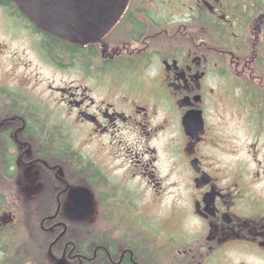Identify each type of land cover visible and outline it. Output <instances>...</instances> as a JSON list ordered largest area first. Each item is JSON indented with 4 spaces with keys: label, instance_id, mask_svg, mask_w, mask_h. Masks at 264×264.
<instances>
[{
    "label": "flooded vegetation",
    "instance_id": "1",
    "mask_svg": "<svg viewBox=\"0 0 264 264\" xmlns=\"http://www.w3.org/2000/svg\"><path fill=\"white\" fill-rule=\"evenodd\" d=\"M264 0H129L86 43L0 0V264H264Z\"/></svg>",
    "mask_w": 264,
    "mask_h": 264
},
{
    "label": "water",
    "instance_id": "2",
    "mask_svg": "<svg viewBox=\"0 0 264 264\" xmlns=\"http://www.w3.org/2000/svg\"><path fill=\"white\" fill-rule=\"evenodd\" d=\"M44 33L86 43L108 32L129 0H10Z\"/></svg>",
    "mask_w": 264,
    "mask_h": 264
},
{
    "label": "trees",
    "instance_id": "3",
    "mask_svg": "<svg viewBox=\"0 0 264 264\" xmlns=\"http://www.w3.org/2000/svg\"><path fill=\"white\" fill-rule=\"evenodd\" d=\"M264 48V47H263Z\"/></svg>",
    "mask_w": 264,
    "mask_h": 264
}]
</instances>
